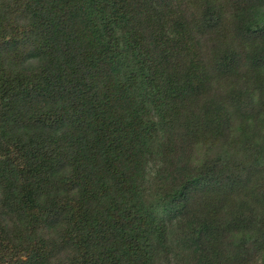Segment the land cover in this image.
Returning a JSON list of instances; mask_svg holds the SVG:
<instances>
[{"label":"trees","instance_id":"trees-1","mask_svg":"<svg viewBox=\"0 0 264 264\" xmlns=\"http://www.w3.org/2000/svg\"><path fill=\"white\" fill-rule=\"evenodd\" d=\"M0 264H264V0H0Z\"/></svg>","mask_w":264,"mask_h":264},{"label":"rangeland","instance_id":"rangeland-1","mask_svg":"<svg viewBox=\"0 0 264 264\" xmlns=\"http://www.w3.org/2000/svg\"><path fill=\"white\" fill-rule=\"evenodd\" d=\"M20 66L19 72H24L26 79L30 81L40 77L45 72L43 60L32 54L25 57ZM16 100L18 103L13 105L12 109L14 110L12 114L10 113L16 120L7 117L4 119V122L8 127L27 134L36 126L34 113L30 114L34 111L35 107L40 108V105L31 104L26 100H21L19 97Z\"/></svg>","mask_w":264,"mask_h":264}]
</instances>
